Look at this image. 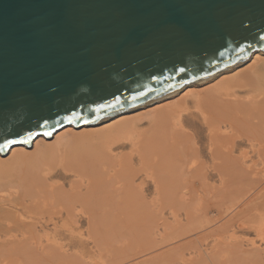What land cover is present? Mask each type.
Instances as JSON below:
<instances>
[{"label":"bare ground","instance_id":"6f19581e","mask_svg":"<svg viewBox=\"0 0 264 264\" xmlns=\"http://www.w3.org/2000/svg\"><path fill=\"white\" fill-rule=\"evenodd\" d=\"M186 126L196 127L199 136L206 131L203 136L210 143V158L218 161L212 169L220 175V185L225 186L230 180L228 177L235 173L241 174L244 182L237 175L239 182L233 178L234 184L241 182L240 186L249 187L248 190L250 186L261 187L257 186L258 178L251 175L259 170L257 167L264 165V51L256 50L241 63L220 70L201 82L185 84L178 91L145 105L94 124L65 125L52 132L50 138L36 136L30 147L16 144L6 155L0 153V264H42V259L45 264H52L51 260L47 261L50 258L57 263L59 253L67 255L65 247L71 240L84 235L94 236L95 240L102 237V244L104 236H111L109 231L123 216L131 217L129 214L135 212L137 201L143 205V192L150 190L149 187L155 196L151 198L152 202L183 208L186 201L191 200L193 191L190 189L195 190L192 177L196 170V160L191 157V140L195 132L187 130ZM218 144L225 145L224 150H219ZM244 145L248 146V153L246 149L240 153L256 156L254 165L247 166L232 156L236 148ZM139 177L142 179L137 184ZM206 197L203 198L205 201ZM106 221L111 222V229L106 226L109 225ZM112 222H116L113 227ZM212 230L210 232L215 229ZM61 240L68 243H59ZM173 248L167 247L168 252ZM162 255L156 259H161ZM178 258L181 259L178 264L189 261ZM205 259L202 258V262ZM256 260L264 264L259 257Z\"/></svg>","mask_w":264,"mask_h":264},{"label":"water","instance_id":"95a60500","mask_svg":"<svg viewBox=\"0 0 264 264\" xmlns=\"http://www.w3.org/2000/svg\"><path fill=\"white\" fill-rule=\"evenodd\" d=\"M260 37L264 0H0V136L31 128L30 147L145 105L264 51Z\"/></svg>","mask_w":264,"mask_h":264},{"label":"rangeland","instance_id":"374dc122","mask_svg":"<svg viewBox=\"0 0 264 264\" xmlns=\"http://www.w3.org/2000/svg\"><path fill=\"white\" fill-rule=\"evenodd\" d=\"M196 125H197V123H196ZM186 127H187V130L191 131L192 133L195 132L194 133L195 136L191 140L192 146L190 145L191 144L190 141H189L190 144L188 143V145L191 146V148H192L191 153L193 152V154H191L193 156H191V155L190 156L194 160H196L195 161L196 162V170L194 172V174L195 173L196 174H195V176L193 174V177H192V179L195 181V182L193 181L195 190L193 188L190 189L191 191H193L192 194L190 193L191 191L189 192V194H191L190 195L191 200L186 201L187 204H184L185 206L183 205V208L181 206H178V205L172 206V204L162 206V205H164L163 202L160 203L158 201L152 202L153 201L152 199L155 196L153 194V189L151 187H149L150 190L147 189V190H144V192H143L144 197H143L142 201H144V199H145V201L143 202V205H142V202L139 204L140 201H137L138 202V203H136L137 206L135 204V208H134L135 210L134 211L136 213L133 212V213L129 214V215H131V217H129V218L128 217L123 218L124 217L123 216L122 219H120L121 222L117 221L118 225H119L118 229L116 228L118 225L114 226L115 225L114 223H116V222H114V223L112 222L113 223L112 227L113 226L115 227V228L113 227L112 229H117V231L116 230L112 231L111 222L106 221L109 223V225H106V226L107 227L109 226V228L111 229V232L109 231L111 236L110 237L104 236L105 241H103L102 244H101V241L103 239L102 237H100L102 239L96 237V240H95L94 236H93V238H92V236L88 238V236H86V235H84L81 238L75 237L73 240H71V242L69 243L70 244L69 246L65 245L66 246L65 249L67 250V252H66L67 255L59 253L58 256H60L61 258L57 257V259H58L57 263H54L53 259H51V258L48 259L47 261L51 260L53 262V263L51 262L52 264H58V263L59 264H75V263L76 264H80V263L81 264H118L119 261H120L119 264H124L123 263L124 261H122V260H125V262L129 261V263H127V264H136V263L137 264H143L145 261H147V262H145L144 264H178L177 262L178 261L180 262V260H181V259L179 260L178 257H180V258L183 257V259L184 258H186L187 260L189 259V261L186 262V264H189V263L190 264H194V263H196V264L197 263L198 264H200V263L201 264H261L258 260H256V258L259 257L260 260L261 259L263 260V261L261 260V262H264V239H263L264 238V235H263L264 234V227H263L264 226V205H263L264 204L263 203L264 202V200H263L264 199V184H263L264 183V165H260L261 167L263 166L262 168L260 166H259L260 168L256 166L259 170L258 171L256 170L255 173H253V175L254 174H257V175L256 176L251 175V177H253V178L254 177L258 178L257 186L258 187L261 186L262 188L250 186V188L252 190L251 189L248 190L249 187L244 186L243 185L244 183L242 184L243 186H240L241 182H244V181H242V179H243L241 177L242 175L241 174H235V173H234L235 175L232 174L231 176L228 177V179H230V180L228 183L224 184L226 187L222 186L219 184L220 183L219 178H221L220 175H218V173H216L212 169L213 166H215L218 163V161H217V159L213 160L210 158V150H209L210 149V145H209L210 143H209L208 139L203 136L206 134V131L203 133L201 132V135L199 136L197 133L196 127H190V126H186ZM221 144L220 145L218 144V149L224 150L225 145L222 146ZM186 146H187V144H186ZM219 146H221L223 148L221 149ZM246 148H248V146H246V145H244L242 147L239 146L232 153V156H235V158L240 159V161H241L240 163H244L247 166H248V164H249V166L254 165V163L257 161L256 156H253L252 154H249L247 156H243L240 153V152H243ZM223 152L224 151H222V153ZM245 152H247V149ZM217 154L218 155H216V156L219 157L221 154V151ZM194 156H195V158H194ZM201 166H203V167H201ZM199 170H201V171H199ZM203 170H204V172H203ZM237 175L241 178L240 184H238L239 178ZM224 178L227 180V176H224ZM233 178L235 179V182L238 180L237 185L234 184ZM141 179H142L141 177L136 179V183L138 184L141 181ZM203 179H205V180L203 181ZM259 179L261 181H259ZM59 180L63 181V179H60V178H59ZM146 180H148V179H146ZM198 180H200V181H198ZM199 182H201V184ZM207 183H208V185H207ZM209 183L211 184V186H209L210 185ZM227 184H230V186L227 187ZM150 185H152V184L150 183ZM212 186H213V188H212ZM64 187L68 188L67 185H65ZM204 187H207L208 189L204 188ZM242 188H243V190H242ZM214 189L215 190L218 189V190H216V192H215ZM205 190H206V192H205ZM246 190H247V192H246ZM225 191H227V192H225ZM214 193H215L216 197L214 196ZM189 194L187 193L186 195L188 196ZM143 195H141V196H143ZM192 195L195 197H193ZM206 196L210 199V201ZM204 197H206V201H205V199H203ZM223 198H225V199H223ZM192 200H194V201L192 202ZM218 201H220V202H218ZM146 202H148V203H146ZM151 202H152V204H151ZM217 202L220 204V207H218L219 204L217 205ZM138 204H139V206H138ZM146 204H148V206H150V207H148ZM160 204H162V205H160ZM208 204H210L211 206L210 205L208 206ZM233 204H234V206H233ZM248 205H249V208H248ZM257 205H259V206H257ZM140 206H141V208H140ZM166 206H167V208H166ZM214 206H216V207H214ZM145 207H147V208H145ZM162 207H163V209H162ZM153 208H155V209H153ZM221 208H223L224 210ZM162 210H163V212H162ZM188 212H189V214H188ZM235 212H238V213L235 214ZM143 214L145 216H143ZM146 214H148V215H146ZM138 216H139V219H138ZM148 216H150V217H148ZM153 218H155V219H153ZM213 218H214V220H213ZM127 220L128 221L131 220V222H128ZM191 220H193V221H191ZM211 220H213V221H211ZM203 221L205 224L203 223ZM231 222H233V224ZM222 223L223 224L225 223V224L223 225ZM128 224H131V225H128ZM219 224H220V226H219ZM148 225H150V227ZM221 225H223V226H221ZM193 226H195V227H193ZM196 226H197V228H196ZM218 226L221 230L218 229ZM198 227H199V229H198ZM136 230H137V234H136ZM211 230L213 232H210ZM262 230H263V232H262ZM142 231H146V232H142ZM140 232H141V234L139 235ZM208 232H210V233H208ZM113 233H115V235H113ZM129 233H131V234L128 235ZM112 235L114 238L112 237ZM135 235H137V237ZM141 235L144 237H142ZM106 237L110 238L108 243H107L108 239ZM145 237H147V238L143 239ZM116 238H118V240ZM149 238H150V240H149ZM98 239H100V240H98ZM116 240L118 242H114ZM98 241H99V243H98ZM140 241H141V243H140ZM58 242L62 243V244L68 243V241H65V240H61ZM96 242H97V244H96ZM104 242H105V244H104ZM106 243H107V245H106ZM103 245H104V247H103ZM146 246H149V247H146ZM157 246H158V248H157ZM173 246L175 248H173L171 251L169 250V252H168L167 247H168V249H171V247H173ZM105 247H107V248H105ZM100 248H102V249H100ZM141 248H143V249H141ZM198 248L200 249L199 251L196 250ZM142 251H143V253H142ZM161 251L166 252V253H161ZM202 251L204 252V254ZM124 252H125V255L127 253L126 256L124 255ZM198 252H202V253H198ZM255 252L257 254H255ZM195 253L197 254V256ZM131 254H132V256H131ZM162 254L164 256L166 255L165 257H163L165 259H162V256H163ZM258 254H259V256H258ZM62 255L66 256V257H64V256L62 257ZM160 255H162L161 259H158V258L156 259V257L160 258ZM202 255H205L204 257L206 258L205 260H203V262H202V258H204V257H202ZM127 256L128 257L130 256L129 260H128ZM260 256H262V258ZM124 257L125 258L127 257V259H124ZM195 257H196V259H195ZM210 257H212V258L210 259ZM226 257H228V258H226ZM64 258L65 259L67 258V259L65 260ZM199 259L201 260V262ZM42 260L41 261L44 262L42 264H45L44 259H42ZM68 260H70V263H68L69 262ZM131 260H132V262H131ZM160 260H162L163 262H161ZM49 263L50 262H48V264Z\"/></svg>","mask_w":264,"mask_h":264},{"label":"snow or ice","instance_id":"6c2138e0","mask_svg":"<svg viewBox=\"0 0 264 264\" xmlns=\"http://www.w3.org/2000/svg\"><path fill=\"white\" fill-rule=\"evenodd\" d=\"M261 39H264V37H260ZM241 51H243V49H241ZM180 71H184L183 68L179 69ZM114 98H115V103L119 104L120 100L119 97L116 96V94H113ZM133 100H136L137 97L133 96L132 97ZM108 107H115V104L113 105H108ZM97 112L100 111V108L96 109ZM77 119L79 117H76ZM31 128H27V127H21L19 129L13 128L11 130V132L0 136V151H7V150H11L13 147L16 146L17 143H27V140H19L18 138L22 137L24 135L25 132L28 133L29 138H31ZM50 134V133H49Z\"/></svg>","mask_w":264,"mask_h":264}]
</instances>
